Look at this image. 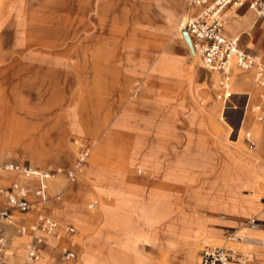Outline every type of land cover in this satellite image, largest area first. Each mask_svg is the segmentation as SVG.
Returning a JSON list of instances; mask_svg holds the SVG:
<instances>
[{
    "label": "rangeland",
    "instance_id": "rangeland-1",
    "mask_svg": "<svg viewBox=\"0 0 264 264\" xmlns=\"http://www.w3.org/2000/svg\"><path fill=\"white\" fill-rule=\"evenodd\" d=\"M169 7L176 8L178 29L180 17L182 22L191 12L189 0H0V188L29 178L7 172L6 163L54 175L58 194L52 197L46 187L48 199L39 206L77 229L76 259L61 258L68 236L57 223V237L50 236L36 262L48 252L51 264H113L117 254L124 264H160V252L171 251L178 264L188 260L190 239L197 238L194 264L204 246L223 244L251 249L253 264H264L261 247L225 240L227 231L250 234L245 220L264 219L209 205L239 193L264 207V180H249L250 172H264V135L246 121L264 127L252 110L257 88L247 105L254 116L246 111L241 122L246 94L232 93L238 109L224 106L219 75L213 84L185 34L187 48L167 45L162 13ZM252 12L256 21L242 33L241 46L249 41V51L264 60V18ZM231 80L228 91H238ZM64 142L71 146L68 156L61 151ZM82 145L89 153L71 179ZM91 155L97 162H87ZM88 165L92 170L86 171ZM81 182L82 192L65 196L66 188L74 192ZM164 204L167 214L160 212ZM69 205L87 219L60 216ZM36 210L13 213L30 223ZM182 212L195 214L198 236L197 228L180 227ZM20 226L6 236V248L13 236L23 238V248L12 258L6 249V260L34 263L25 258L28 237L18 235ZM259 236L264 238V224Z\"/></svg>",
    "mask_w": 264,
    "mask_h": 264
},
{
    "label": "built area",
    "instance_id": "built-area-1",
    "mask_svg": "<svg viewBox=\"0 0 264 264\" xmlns=\"http://www.w3.org/2000/svg\"><path fill=\"white\" fill-rule=\"evenodd\" d=\"M189 3L198 7V10L187 16L183 20V31H186L192 49L198 54L202 67L209 71H216L220 74L219 87L221 88L220 98L229 103L230 93L227 90L229 84V75L232 66L239 69H253V79L257 86L260 87L259 102L252 109L256 113V118H264V60H261L251 51L243 48L239 44L238 36H227L224 32V9L227 6H247L260 17H264V0H189ZM235 107L236 105L230 104ZM88 147L82 145L79 149L78 156L72 170L68 176L74 179L85 163L88 156ZM6 170H22L26 174L38 176L40 183L34 190L35 199L26 198L27 190L18 184H13L0 192L5 195L6 203L0 207V264H11L4 257L6 239L4 236V224L12 223L11 213L14 210L25 212L37 208L45 202L47 198L46 187L43 181L49 177V173H42L29 169L27 166H19L14 163H6ZM264 202V196H263ZM244 226L258 228L263 226L264 222L258 219H247L243 222ZM56 221L48 216L40 214L36 223L29 226L20 227L21 233L31 234V240L26 244L28 256L37 258V249L39 245L45 243L42 237L36 234L42 231L46 234H55L58 231ZM62 231L69 236L67 243L60 248L62 259L74 260L77 257L78 249L74 236L77 229L73 225L63 226ZM226 240H241L235 230L228 231ZM254 253L248 250H237L225 245H206L199 253L198 264H249L254 260Z\"/></svg>",
    "mask_w": 264,
    "mask_h": 264
},
{
    "label": "bare ground",
    "instance_id": "bare-ground-1",
    "mask_svg": "<svg viewBox=\"0 0 264 264\" xmlns=\"http://www.w3.org/2000/svg\"><path fill=\"white\" fill-rule=\"evenodd\" d=\"M187 8H188V6L185 3L184 4L185 11H186ZM176 13H177V11H176V8H174V7H169L167 13H165V12L162 13V17L165 18V23L163 25L166 28V32H167L166 34H168V37H167V41L168 42H166V43H167V45L169 44L171 47L172 46L175 47L178 44L182 48H184V47L187 48V46L185 44V41H184L183 34L181 33V30L183 28V20L181 22V19H183V16L180 17V19H179L178 29H175V28H177L176 25H175ZM253 22H254V14H253L252 10H248L246 14H238L234 10H229L227 15H225L224 28H226L227 33L229 32L230 34L234 33V32L241 33V32H243L245 30H248ZM147 42H149V40H147ZM190 44L191 43H189V45ZM159 45L160 44H158V46ZM248 45H249V43L247 44V46ZM154 46L156 47V45H154ZM191 49H192V46H191ZM192 53H193V55H195V56L197 55L198 56V54L193 49H192ZM198 58H199V56H198ZM230 71H231V76H232L231 84L233 85V89L238 90V91H234V92H232V91L230 92L229 91L230 96H231L232 93H235V92H244V94L248 95L247 101H249L250 100V91L253 92L255 90V88H256L255 87L256 85H255V82H254V79H253V73H252L253 69L243 70V69H239L237 67H232ZM211 72H212V75H211L212 83L216 84L217 79H218V73L216 71H211ZM151 76H153V75H151ZM250 76L252 77V81H253L252 87H250V85H249ZM151 79L152 78H149V80H151ZM245 87L249 88L248 89L249 91H243V89ZM227 90H229V87H228ZM129 101H132L131 98L129 99ZM246 104L248 105L249 102H246ZM130 107H132V103H130V105L128 106V108H130ZM225 112H226V110H225ZM246 115L247 114L245 113V117H246ZM246 121L249 124L250 128L253 129L254 132L256 131V132H258L260 134H264V127H263V125L258 123V121L256 122V121H254L251 118H247ZM61 151L66 156H68L69 152L71 151V146H69L67 144V142H64L63 145H62V150ZM47 155H43L41 157V159L42 160L45 159L44 157H46ZM260 155H262V154H260ZM55 157H58V154H56ZM88 159H87L88 163H90L92 161L90 164L93 163V160H95V162H97V159L95 158V155L89 156ZM156 164H158V163L156 162ZM89 169L92 170L91 167L88 165L86 167V171L89 170ZM249 174H250L249 180H251V181L257 180L259 182L260 180L261 181L264 180V172L263 173H259L258 171L254 170L253 172H250ZM53 176H51L48 180L43 181V184L45 185V187L48 188L49 193L52 194V197L54 196V194H58V193H55L54 191L59 187V181L57 180L56 177H53ZM1 180L3 181V179H1V177H0V181ZM83 186H84V183L81 182V185L78 188H76L74 190V192H73V189H70V188L67 189L66 188L65 189V196L72 195L73 193H76L77 191L78 192H82L84 190ZM80 188H83V189H80ZM161 194L162 193H160V194L158 193L159 196H161ZM163 195L165 196V194H163ZM209 205L213 209L221 208V209H224L225 211H227L228 213H235V212H238L241 209L245 214H253V215L255 214L256 216H258V218H263L264 219V207H262L261 203H259V201H257V198L256 199L254 197L243 198V197H241L239 195V193L236 194V197H234V196L231 197V199L228 200L227 202L223 203V202H215V201H213ZM161 207H162V209H161L160 212H162L164 214L169 213V211H170L169 205H165L164 204V206H161ZM160 208H159V210H160ZM190 208L193 209V205ZM182 213L183 214L181 215L180 222H179L180 223V227H182V229H184V230H190L191 228L195 227V228H197L196 229L197 233L195 235L198 236L199 235L198 232L200 230V223L198 222V219L194 216L195 214L193 215L191 213V215H190V214H186L184 212H182ZM60 216H62L65 219L68 218V217L80 218L78 210L73 205H69L67 207L65 206L64 209H62V212H61ZM87 216H84V217L81 216L80 219L81 220H84V219L86 220ZM165 220H168V218L166 217V219H164V221ZM57 223L61 226L60 229H63L62 228L63 224L61 222H59V221H57ZM250 228H252V227H250ZM168 229L171 230V229H173V227H171V229L170 228H168ZM244 229H246V228L244 227ZM259 233H261V227L252 228L251 229V233L241 236V240H239V242H244V243L246 242L248 244H251V245L253 244V245H257V247L258 246L261 247V248H259V250L257 252L259 253L260 257L261 256L264 257V238L260 237ZM50 236L52 238L54 237L53 234H46V240L49 241V242L51 241L50 240L51 239ZM54 238H56V237H54ZM22 240H23V238H17L15 236L12 237V239H11V241L8 244V247H7V254L10 256V258L18 255L19 252L21 251V249L23 248L22 244H21ZM198 242H199V240H197V238H191L190 239V245L187 248V253H186L188 260L186 262L178 263V264H194L195 249L197 247V243ZM160 253H161V261H162V263H160V264H175V263H173L174 260H175V257L172 256V252L171 251L170 252H168V251L167 252H160ZM121 258L122 257H120L119 254H117V256H112L111 259H112L113 264H124V259H121ZM30 262H34V263H29V261H27V264H51V256L47 252V253H44L43 259L41 261H38V262L30 261Z\"/></svg>",
    "mask_w": 264,
    "mask_h": 264
},
{
    "label": "crops",
    "instance_id": "crops-1",
    "mask_svg": "<svg viewBox=\"0 0 264 264\" xmlns=\"http://www.w3.org/2000/svg\"><path fill=\"white\" fill-rule=\"evenodd\" d=\"M189 5H190V9H191V12L188 14V16L189 15H191V14H193V13H195L197 10H198V7H196V6H193V5H191L190 3H189ZM229 10H234L235 12H240V10H246L245 12H243V13H238V14H246L247 13V11L248 10H252V9H249L247 6H235V5H230V6H227L225 9H224V18H225V15H226V13H228L229 12ZM253 11V10H252ZM255 12V11H254ZM258 17H260V16H258ZM262 18H264V17H262ZM255 21H256V18H255V16H254V22L252 23V25L250 26V28L248 29V30H245V31H243V32H241L240 34H238V35H235V34H229V33H227L226 31H225V28H224V32H225V34L227 35V36H238L239 37V44H240V46L242 45V43L241 42H243L242 40H241V35H242V33H249V31L254 27V24H255ZM112 28V27H111ZM109 30H110V35H112V31H113V29H110L109 28ZM249 42V41H248ZM248 42L245 44V46H243V48H246L247 50H249V48L247 47V44H248ZM242 47V46H241ZM232 67H235V66H232ZM204 68V67H203ZM206 69V68H205ZM207 70V69H206ZM209 71V70H208ZM218 73V72H217ZM253 73V75H254V71L252 72ZM218 75H219V77H220V74L218 73ZM229 77L231 78V71H230V75H229ZM230 78H229V80H230ZM256 85V84H255ZM256 88H257V91H256V99H257V101H259V93H260V91H261V89H260V87L259 86H255ZM220 91H221V88H220ZM231 98V99H230ZM230 98H229V103L230 104H236V105H239L236 101H234L232 98H233V96H232V94H231V96H230ZM247 98H248V95H246V99H245V101H244V104L242 105L243 106V108H242V116L240 117L241 118V122L243 121V119H244V115H245V113H246V111H249V112H251V114H252V111L250 110V109H248L247 110V104H246V102H249V101H247ZM223 103H224V101H223ZM229 103H226V104H228L229 105ZM246 104V105H245ZM227 105V106H228ZM224 106H226L225 104H224ZM233 109H238L237 107H232ZM245 110V111H244ZM253 116H254V114H252ZM264 135V134H263ZM263 141H264V139H263ZM6 170V169H5ZM35 171H37V170H35ZM7 172H14V173H17V172H21L22 174H25L26 176H28L29 178H28V181L27 182H13V183H11L9 186H6L5 188H7V187H10V186H12L13 184H18L19 186H21V187H23V188H25L26 190H27V194H26V198L28 199V200H33V199H35V196H34V190L35 189H37L38 188V186H39V183H40V180H39V178H38V176H36V175H33V174H26V173H24L22 170H8ZM32 177L33 178H35L36 180L35 181H37V186L32 190V191H29V189H28V187H27V185H28V183H29V181L32 179ZM49 177H50V175H49ZM48 178H46L44 181H46ZM29 186V185H28ZM5 188H3V189H5ZM0 189H2V188H0ZM46 190H47V188H46ZM47 192V191H46ZM0 207H3L4 205H5V203H6V198H5V195L3 194V193H1L0 192ZM40 205V204H39ZM37 206V208H35L34 210H36V209H38V210H36V211H38V213H37V217H36V220L35 221H33V222H30V223H27L28 221H27V219H25L24 217H21V216H19L18 218H15L14 217V213L13 212H18V213H20V214H25V213H28V212H31V211H33V209H31V210H28V211H25V212H20V211H17V210H14V211H12V213H11V217H12V223H10V224H4L3 225V228H4V236H5V239H6V236H8V237H10L9 235H10V231L12 230V229H14L15 228V226H16V224H18V223H21V226L20 227H22V226H29V225H31V224H34V223H36L37 222V220H38V217H39V215L40 214H43V215H45V216H48V217H50L49 215H47V214H45L44 213V210H42V208H40V206ZM51 219H53L52 217H50ZM263 219V218H262ZM54 220V219H53ZM263 221V220H262ZM68 225H72V224H68ZM74 226V225H73ZM20 227H18L17 229H18V231H19V229H20ZM75 227V226H74ZM59 228V227H58ZM76 228V227H75ZM58 231H60V229H58ZM63 232V231H62ZM62 232H60V233H62ZM228 232V231H227ZM227 232H226V234H227ZM20 233V234H19ZM19 233H18V235L19 236H21V235H26L27 237H28V239L25 241V244H24V250H25V255H26V257L25 258H27L28 260H31V261H35V260H37L38 258H39V256L41 255V252H42V250H45V248H44V246L46 245V244H48L47 243V240H46V233H44V232H42L41 230L40 231H37L36 232V234L37 235H39L40 237H42L43 238V240L45 241V243H43V244H41V245H39V247H38V249H37V253H38V257L37 258H35V259H33V258H30L29 256H28V252H27V249H26V244L31 240V237H30V235L31 234H29V232H27V233H21L20 231H19ZM11 235H12V233H11ZM77 235V234H76ZM76 235L74 236V239H75V237H76ZM68 236V235H67ZM54 237H57V236H54ZM225 237H226V235H225ZM67 238H69V236L67 237ZM225 240H226V238H225ZM7 241V240H6ZM76 241V240H75ZM226 241H228V242H235V241H229V240H226ZM236 241H238V240H236ZM9 244V243H8ZM247 244V243H246ZM7 245V244H6ZM224 245V244H223ZM226 246V245H225ZM227 247H231V246H227ZM231 248H234V247H231ZM7 248H6V246H5V249H4V257H5V259H6V256H5V250H6ZM234 249H237V250H248V251H251V252H253L251 249H248V248H245V247H243V248H234ZM254 253V252H253ZM61 256V255H60ZM254 256H255V253H254ZM62 258V257H61ZM255 259H256V256H255V258H254V260L252 261V262H250L249 264H253V262L255 261ZM68 261H72V260H68ZM10 263V262H9ZM12 264V263H11Z\"/></svg>",
    "mask_w": 264,
    "mask_h": 264
},
{
    "label": "water",
    "instance_id": "water-1",
    "mask_svg": "<svg viewBox=\"0 0 264 264\" xmlns=\"http://www.w3.org/2000/svg\"><path fill=\"white\" fill-rule=\"evenodd\" d=\"M183 33L185 34L186 33V31H183ZM188 41H189V43H190V40H189V37H188V35H187V33L185 34V36H184Z\"/></svg>",
    "mask_w": 264,
    "mask_h": 264
}]
</instances>
